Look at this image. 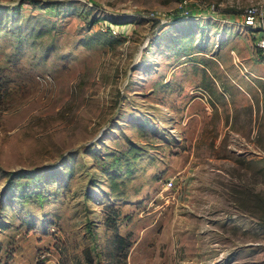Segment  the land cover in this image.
Listing matches in <instances>:
<instances>
[{"label":"rangeland","instance_id":"374dc122","mask_svg":"<svg viewBox=\"0 0 264 264\" xmlns=\"http://www.w3.org/2000/svg\"><path fill=\"white\" fill-rule=\"evenodd\" d=\"M262 34L264 0H0V264H264Z\"/></svg>","mask_w":264,"mask_h":264},{"label":"built area","instance_id":"2783aa9c","mask_svg":"<svg viewBox=\"0 0 264 264\" xmlns=\"http://www.w3.org/2000/svg\"><path fill=\"white\" fill-rule=\"evenodd\" d=\"M259 11L260 7L257 5H252L246 9L243 16V22L245 25L254 27L256 25L257 20L259 19ZM257 45L260 47L264 54V35H259L257 39ZM164 188H171L176 185L175 178L170 176L164 180Z\"/></svg>","mask_w":264,"mask_h":264},{"label":"crops","instance_id":"0c3cea01","mask_svg":"<svg viewBox=\"0 0 264 264\" xmlns=\"http://www.w3.org/2000/svg\"><path fill=\"white\" fill-rule=\"evenodd\" d=\"M258 68L261 70L263 67H262L261 65H259V66L257 67V69H258ZM195 246L198 247L199 244H196V242H195L194 245H193V247H195ZM192 262L195 263V262H196V258H193V259H192Z\"/></svg>","mask_w":264,"mask_h":264},{"label":"trees","instance_id":"16d2710c","mask_svg":"<svg viewBox=\"0 0 264 264\" xmlns=\"http://www.w3.org/2000/svg\"><path fill=\"white\" fill-rule=\"evenodd\" d=\"M122 237V236H121ZM121 237H120V239H121Z\"/></svg>","mask_w":264,"mask_h":264}]
</instances>
